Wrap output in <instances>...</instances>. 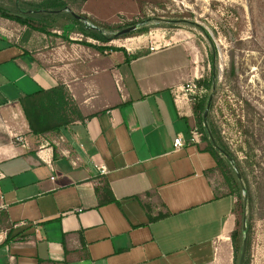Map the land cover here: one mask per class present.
<instances>
[{
	"label": "crops",
	"instance_id": "0c3cea01",
	"mask_svg": "<svg viewBox=\"0 0 264 264\" xmlns=\"http://www.w3.org/2000/svg\"><path fill=\"white\" fill-rule=\"evenodd\" d=\"M64 25L0 17V264H232L238 201L193 133L190 46L129 59L145 51ZM59 85L83 119L35 135L20 99Z\"/></svg>",
	"mask_w": 264,
	"mask_h": 264
},
{
	"label": "rangeland",
	"instance_id": "374dc122",
	"mask_svg": "<svg viewBox=\"0 0 264 264\" xmlns=\"http://www.w3.org/2000/svg\"><path fill=\"white\" fill-rule=\"evenodd\" d=\"M23 1L39 0H0V4L14 12ZM65 11L85 16V25L102 29L110 38L105 50L145 51L129 59L147 55L152 46L156 50L173 43L190 46L203 74L200 79L213 80L211 89L198 96L212 97L204 128L219 133L250 182V198L242 191L243 197L237 199L238 221L243 224L247 196L249 264H264V0H72ZM68 22L51 17L45 26L67 31ZM134 25L135 31L115 36ZM193 133L201 136L198 124ZM213 183L219 193L240 192L219 171Z\"/></svg>",
	"mask_w": 264,
	"mask_h": 264
},
{
	"label": "trees",
	"instance_id": "16d2710c",
	"mask_svg": "<svg viewBox=\"0 0 264 264\" xmlns=\"http://www.w3.org/2000/svg\"><path fill=\"white\" fill-rule=\"evenodd\" d=\"M72 1V0H70ZM69 0H39V1H23L19 2L18 9L14 12L7 9L6 6L0 4V17L19 23L22 26H28L34 30L48 32L46 29V21L53 17L54 19L66 18L68 21L77 26L78 29L85 37L92 38L103 44L110 41L103 30L93 29L91 25H85L84 21L74 17L71 12H66L70 4ZM85 3L87 0H76ZM28 12V14H26ZM81 16V15H80ZM86 19L85 16H82ZM87 20V19H86ZM88 22V20H87ZM81 43L93 46V44L86 41ZM99 50H105L103 46H96ZM112 50H123L113 48ZM134 56H138L135 54ZM128 59V58H127ZM199 88L203 90H210L213 84V80L199 79L196 81ZM208 102L207 94L202 97H197L193 102L194 112L197 117V124L200 126L202 140L206 143L205 150L210 152L217 162L215 171H219L228 181V183L234 186L237 185L240 189L239 193H235L234 189L228 194L235 195L237 199L242 198L243 189L235 175L233 167L228 159L223 156L212 144L209 139L208 133L204 128L203 113L206 109ZM20 105L24 112V115L28 121L29 128L32 133L40 136H47L49 134L58 135L60 129L74 122L76 119L81 120L83 116L81 112L72 100L69 92L63 85L56 86L49 90H39L35 93L29 94L20 99ZM213 135L217 143L225 149L231 157L236 161L239 170L241 171L242 178L244 180L245 189L248 197L251 195L250 182L247 179V175L242 168V163L237 157L231 152L228 146L223 142L219 133L212 129ZM232 186V187H233ZM251 225L247 221V253L244 264H249V250L251 245L250 240ZM233 251H234V263L238 264L239 255L243 242V224L237 222L236 229L231 235Z\"/></svg>",
	"mask_w": 264,
	"mask_h": 264
},
{
	"label": "water",
	"instance_id": "95a60500",
	"mask_svg": "<svg viewBox=\"0 0 264 264\" xmlns=\"http://www.w3.org/2000/svg\"><path fill=\"white\" fill-rule=\"evenodd\" d=\"M71 13L74 15L75 18L79 19V20H82L84 21L85 23H88L87 20L85 18H83L82 16L76 14L75 12H72ZM91 28L93 29H97L96 27L94 26H91ZM136 29H138L137 26H131V27H128V28H125L121 31H119L118 33L115 34V36H120V35H124V34H127V33H130L132 31H135ZM211 101H212V97L209 98L208 100V103H207V107H206V110L204 112V116H203V120H204V124L206 125V119H207V115H208V110H209V107H210V104H211ZM207 126V125H206ZM207 133H208V136H209V139L210 141L212 142L213 146L223 155L225 156L228 161L231 163V165L233 166L234 168V171L236 173V176H237V179L243 189V191L245 192L246 189H245V186H244V183H243V178H242V174L241 172L239 171L234 159L231 157V155L225 150L223 149L216 141L212 131L208 128L207 129ZM244 207H245V215H244V218H243V242H242V247H241V251H240V255H239V261H238V264H244L245 263V259H246V253H247V213H246V209H247V196H245V202H244Z\"/></svg>",
	"mask_w": 264,
	"mask_h": 264
},
{
	"label": "built area",
	"instance_id": "2783aa9c",
	"mask_svg": "<svg viewBox=\"0 0 264 264\" xmlns=\"http://www.w3.org/2000/svg\"><path fill=\"white\" fill-rule=\"evenodd\" d=\"M151 51L156 50L155 47L150 48ZM183 90L185 93L189 94L193 100H195L201 92H203V89L199 88L197 85L196 81H191L187 83L184 87ZM175 146L177 148L184 146L183 138L179 136L177 139H175Z\"/></svg>",
	"mask_w": 264,
	"mask_h": 264
}]
</instances>
